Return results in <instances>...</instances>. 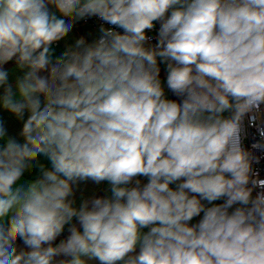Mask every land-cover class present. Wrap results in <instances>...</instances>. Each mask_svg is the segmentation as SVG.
I'll return each instance as SVG.
<instances>
[{"label":"clouds","instance_id":"obj_1","mask_svg":"<svg viewBox=\"0 0 264 264\" xmlns=\"http://www.w3.org/2000/svg\"><path fill=\"white\" fill-rule=\"evenodd\" d=\"M262 105L264 0H0V264H264Z\"/></svg>","mask_w":264,"mask_h":264},{"label":"crops","instance_id":"obj_2","mask_svg":"<svg viewBox=\"0 0 264 264\" xmlns=\"http://www.w3.org/2000/svg\"><path fill=\"white\" fill-rule=\"evenodd\" d=\"M154 25L160 26L159 22H154ZM98 31L92 29L88 25L84 24L83 22H80L76 27H74L73 31L69 34L68 37H66L64 40L58 42L57 44H54L53 47L56 49L57 53L61 52L67 45L74 43L75 39L79 38L81 35H83L87 42H91L92 40L96 39L98 37ZM8 71L10 75V82L14 83L15 76L20 75V72L15 68V62H9L7 65L4 66ZM161 79L162 82H164L165 86V93L166 96L169 99H173L175 96L167 89L166 86V72H165V65L161 64ZM227 115V114H226ZM0 118L5 119L7 121V126L9 129V132L12 135H15L21 142L22 137H19V131L22 128V122L16 121L13 117H11L8 114L0 113ZM33 175L29 173H25V176L23 179H32ZM138 179L141 180L142 184L147 182V178L145 177H138ZM175 185H173L174 187ZM105 195H110V185L108 182L104 181L100 184H95L91 181H88L85 184H81L80 188L75 193V205L76 207H79V205L82 203L84 199H91L93 197H101ZM206 203V202H205ZM215 204L223 203V200L215 201L213 202ZM211 206V205H209ZM236 207V206H233ZM233 209H230V211ZM201 216L195 217L193 221L190 223H197ZM73 223H76V220L74 218ZM79 227V225H77ZM146 231V229H145ZM68 235L67 233V226L65 228V232L62 233L60 237L57 238V243L59 242V239H63ZM91 264H98L97 261L91 262Z\"/></svg>","mask_w":264,"mask_h":264},{"label":"built area","instance_id":"obj_3","mask_svg":"<svg viewBox=\"0 0 264 264\" xmlns=\"http://www.w3.org/2000/svg\"><path fill=\"white\" fill-rule=\"evenodd\" d=\"M82 22L84 24L88 25L89 27H91L92 29L98 31L97 25L95 24V22L93 20H89L88 22H84V21H82ZM159 27L160 26L155 25L152 30H146L147 34L150 37H152L151 43H153V44H155V42H156V37L158 36ZM173 99H177V98L174 97ZM261 109H262V111L259 114L257 122L255 125L250 124L248 121V118L247 117L245 118V120H244L245 131H244V134L242 137V144L246 150L252 152L254 154V156L259 157V162L254 163L253 167H254L255 172H257L259 174V178L264 179V150L255 149L252 147L253 144L264 143V138H262L259 135V131H258L259 127L264 126V105L261 106ZM258 191H260V189H254L253 190V193H252L253 197L256 196Z\"/></svg>","mask_w":264,"mask_h":264}]
</instances>
